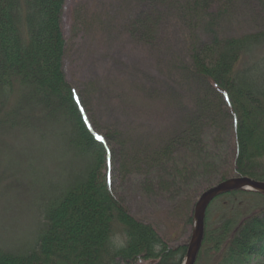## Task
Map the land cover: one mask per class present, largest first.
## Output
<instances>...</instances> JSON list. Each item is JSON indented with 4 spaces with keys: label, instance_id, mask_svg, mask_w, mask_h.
<instances>
[{
    "label": "rangeland",
    "instance_id": "rangeland-1",
    "mask_svg": "<svg viewBox=\"0 0 264 264\" xmlns=\"http://www.w3.org/2000/svg\"><path fill=\"white\" fill-rule=\"evenodd\" d=\"M197 1L65 0L61 23L68 48L63 72L75 87L84 122L106 150L97 183L108 186L121 207H127L140 222L151 223L175 248L189 246L194 209L203 193L228 179L243 177L235 173L239 152L230 120L225 112L221 116L215 93L190 71L192 45L259 35L260 43L243 54L235 76L264 91L263 5L257 0H224L229 8L223 13L218 5L206 11L198 7L194 12ZM19 80L15 78L12 92L0 86V247L27 253L46 229V206L84 180L90 163L79 150L65 147L58 134L60 149L53 137L47 139L49 145H42L41 138L24 133L22 121L12 125L15 120L30 121L32 111L31 124L37 129L48 133L57 128L54 117L42 109L23 108ZM189 120L199 122L198 145L170 156L168 169L173 178L162 181L165 174L154 167L155 156L150 152L179 140ZM257 162L264 172V157ZM154 170L161 182L144 177ZM226 194L214 198L207 208L204 240L195 264H218L203 251L207 227L216 230L228 224L231 235L241 219L235 220L236 213L246 219L256 212L259 197ZM111 231L127 233L116 219ZM260 232L264 239V225ZM262 243L256 247H263ZM112 252L108 249L106 255L111 264H131L112 259ZM263 257L252 264H259ZM150 262L158 264L156 260L136 264Z\"/></svg>",
    "mask_w": 264,
    "mask_h": 264
},
{
    "label": "trees",
    "instance_id": "trees-1",
    "mask_svg": "<svg viewBox=\"0 0 264 264\" xmlns=\"http://www.w3.org/2000/svg\"><path fill=\"white\" fill-rule=\"evenodd\" d=\"M257 1L264 7V0ZM197 3L200 6L194 3V12L198 7L206 11L214 5H218L219 13L229 8L224 0H198ZM65 5V0H0V86L12 92L15 78H19L17 85L23 108L42 109L48 116L54 117L58 129L48 133L37 129L31 124L35 116L32 111L30 121L15 120L12 125L16 126L17 121H22L25 124L22 125L24 133L41 138L42 145H49L47 139L53 137L56 149H60L56 141L58 134L62 137L58 140L63 141L65 147L72 151L79 150L90 163L84 180L70 186L59 200L46 206V229L36 247L27 253L8 252L0 247V264H111L112 260L106 257L110 249L106 238L112 233L115 219L124 226L130 239L126 248L111 250L112 259L131 264L150 260H156L158 264H182L188 244L176 248L168 245L151 223L137 220L128 213L127 207L120 206L119 199L111 195L108 186L97 183L106 150L84 122L82 107L75 100V87L66 80L63 72V59L68 50L61 24ZM260 39L259 35L253 34L241 39L215 38L213 43L193 44L190 54L193 70L190 71L194 77L205 81L215 93L214 101L220 102L218 110L221 116L225 112L231 122L239 152L236 176L264 181V172L257 166V161L264 157V91L247 79L235 76V67L243 54L260 43ZM198 123L189 120L187 132L181 133L179 140H170L150 152V156H155L154 167L160 168L167 176L163 175L165 180L162 181L173 178L168 169L169 157L180 153V149L198 145ZM207 130L211 132L212 129ZM69 132L72 134L70 138L67 137ZM155 170L144 177L156 180ZM157 181L161 182L159 179ZM238 194L254 195L260 201L255 207V214L250 217L244 219L246 216L243 213V217L239 215L240 212L235 214L238 215L235 220L241 218L242 221L243 218V221L239 220V227L231 235L228 224L218 226L216 230L206 226L203 251L206 250V256H213L218 264H252L264 256V246L256 247L260 242L264 245V239H260L263 237L260 231L264 225V195L244 190L226 195ZM234 200L239 201L238 198ZM157 243L161 245L159 252L153 250V245ZM263 261L264 257L259 264H263Z\"/></svg>",
    "mask_w": 264,
    "mask_h": 264
},
{
    "label": "water",
    "instance_id": "water-1",
    "mask_svg": "<svg viewBox=\"0 0 264 264\" xmlns=\"http://www.w3.org/2000/svg\"><path fill=\"white\" fill-rule=\"evenodd\" d=\"M237 190L254 191L264 194V182H258L251 178L236 177L215 185L206 190L197 201L194 209L193 233L188 246V253L182 261L183 264H195L204 240L206 211L214 198ZM149 264H153L150 262Z\"/></svg>",
    "mask_w": 264,
    "mask_h": 264
},
{
    "label": "clouds",
    "instance_id": "clouds-1",
    "mask_svg": "<svg viewBox=\"0 0 264 264\" xmlns=\"http://www.w3.org/2000/svg\"><path fill=\"white\" fill-rule=\"evenodd\" d=\"M130 237L126 232L117 231L110 233L106 238V244L112 251H120L127 247ZM153 250L159 252L161 250L160 244H154Z\"/></svg>",
    "mask_w": 264,
    "mask_h": 264
}]
</instances>
